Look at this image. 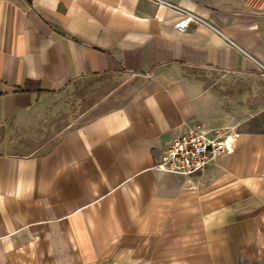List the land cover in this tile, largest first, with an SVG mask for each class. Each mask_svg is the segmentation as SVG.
I'll return each mask as SVG.
<instances>
[{
  "label": "crops",
  "instance_id": "obj_1",
  "mask_svg": "<svg viewBox=\"0 0 264 264\" xmlns=\"http://www.w3.org/2000/svg\"><path fill=\"white\" fill-rule=\"evenodd\" d=\"M169 3L203 21L177 30ZM206 67L264 76V0H0V264H264V90ZM106 75L134 92L43 149L16 139ZM198 128L239 135L202 171L157 165Z\"/></svg>",
  "mask_w": 264,
  "mask_h": 264
},
{
  "label": "rangeland",
  "instance_id": "obj_2",
  "mask_svg": "<svg viewBox=\"0 0 264 264\" xmlns=\"http://www.w3.org/2000/svg\"><path fill=\"white\" fill-rule=\"evenodd\" d=\"M194 76L220 90H225L232 82L239 80L245 82L252 91L264 90V76L239 78L228 71L208 67L195 70ZM136 85L134 77L124 75L77 78L68 84L58 98L27 118L32 125L18 127L19 137L16 139L32 140L38 134L37 139L43 149L47 141L65 129L80 125L124 101L134 92ZM43 140L46 141L44 144L41 142Z\"/></svg>",
  "mask_w": 264,
  "mask_h": 264
},
{
  "label": "built area",
  "instance_id": "obj_3",
  "mask_svg": "<svg viewBox=\"0 0 264 264\" xmlns=\"http://www.w3.org/2000/svg\"><path fill=\"white\" fill-rule=\"evenodd\" d=\"M170 5L185 14L184 18L175 23L179 31H184L191 22L203 21L200 16L186 9L179 8L174 4ZM238 135L239 133H234L231 136L220 132L209 135L200 128L187 130L169 142L157 165L172 172L193 173L202 171L216 155L224 151L231 152Z\"/></svg>",
  "mask_w": 264,
  "mask_h": 264
}]
</instances>
